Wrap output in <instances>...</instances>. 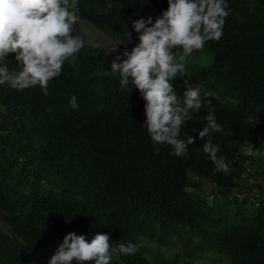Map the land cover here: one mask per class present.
<instances>
[{
  "label": "trees",
  "instance_id": "16d2710c",
  "mask_svg": "<svg viewBox=\"0 0 264 264\" xmlns=\"http://www.w3.org/2000/svg\"><path fill=\"white\" fill-rule=\"evenodd\" d=\"M227 3L222 38L204 46L212 66H191L188 60L199 52L194 51L186 58L191 78L187 84L173 81V87L182 98L188 85L209 92L222 83L248 110L234 113L208 97L211 107L205 102L182 128V139L194 138L187 157L172 155L167 145L157 151L143 126L139 91L121 90L119 78L109 74L106 51L90 47L81 36L84 49L50 82L48 95L39 87L0 86V211L13 233L40 253L26 258L18 249L20 256L11 264H47L73 232L89 241L108 234L114 246L137 245L134 255H117L124 264H180L179 256L147 260L138 239L158 234L163 242L176 237L187 259L212 250L231 264H264V201L255 205L250 195H238L243 187L248 193L263 191L262 185L244 183L241 163L252 161L264 170L259 128L264 124V0ZM167 7V0H80L79 19L134 47L139 41L132 22L149 15L155 20ZM9 66L18 67L14 61ZM73 95L77 110L69 104ZM213 112L222 131L212 139L229 165L227 173L215 168L198 135ZM28 123L38 126L41 139L29 133ZM247 142L258 155H244Z\"/></svg>",
  "mask_w": 264,
  "mask_h": 264
},
{
  "label": "clouds",
  "instance_id": "9594fccd",
  "mask_svg": "<svg viewBox=\"0 0 264 264\" xmlns=\"http://www.w3.org/2000/svg\"><path fill=\"white\" fill-rule=\"evenodd\" d=\"M79 3L80 0H0V86L16 91L39 87L44 95L49 94L50 82L61 75L66 63L74 64L85 47L84 40L72 34L80 18ZM167 4L155 20L149 15L132 22L139 42L123 53L126 59L122 62H117L119 57L112 62L109 74L119 78L121 90L139 91L145 102L143 126L153 146L167 145L172 155L187 157L194 138L187 135L182 139V128L205 102L211 107L208 97L212 94L192 84L185 87L181 98L173 81L187 75L188 56L202 50L208 41L222 38L230 9L227 0H167ZM125 36L132 38L130 32ZM9 54H14V60L9 59ZM9 61H14L17 69H11ZM69 104L77 110L78 98L71 96ZM205 119L206 126L198 133L205 141L202 150L218 171L227 173L229 165L219 155L220 145L212 139L222 126L214 112ZM244 155H258L250 142ZM137 251V245L131 242L114 246L108 234H96L89 241L73 232L63 238L47 264H112L114 256L134 255Z\"/></svg>",
  "mask_w": 264,
  "mask_h": 264
},
{
  "label": "rangeland",
  "instance_id": "374dc122",
  "mask_svg": "<svg viewBox=\"0 0 264 264\" xmlns=\"http://www.w3.org/2000/svg\"><path fill=\"white\" fill-rule=\"evenodd\" d=\"M74 32L81 36L85 42L90 47H99L106 51L109 59L117 61L119 57L120 60L117 62H122L126 57L123 56L125 51H131L133 48L128 42L124 41L122 38L109 31H99L90 24L78 19V21L73 26ZM123 42V43H122ZM214 60L212 55L208 50L203 48L199 50L198 55L194 59H189L188 63L191 66H197L200 70L209 68L212 66ZM191 78V73L187 71L185 78H175V82L185 83V81ZM209 92L213 97L218 99L221 105L228 110L238 113L241 110H248L243 108L241 103L233 98L230 94L229 87L222 83H214ZM199 111H203L201 108ZM259 128L264 130V124L260 125ZM29 133L41 139V132L37 125H32L28 123ZM255 157V156H254ZM242 166L245 168V173H243L242 178L244 183L254 187L262 185L263 191L257 190L253 193L247 192V188L243 187L239 192V199L250 195L253 203L257 205L264 201V177L262 171L258 164L252 161H243ZM251 193V194H250ZM233 221L238 222L235 218ZM139 244L146 249V258L150 263H153L156 258L161 260H170L179 256L180 264H231V262L221 253H216L212 250H208L204 253L193 254V256L187 259L183 255L182 245L177 241L176 237L169 235L167 237V242L160 240V235H156L153 239H146L140 237L138 239ZM24 251V256L30 258H38L40 253L22 236H19L10 229L4 220V215L0 211V262L2 264H11L12 258H17L20 256L19 250ZM112 264H124L121 262L120 258L116 255L113 257Z\"/></svg>",
  "mask_w": 264,
  "mask_h": 264
}]
</instances>
